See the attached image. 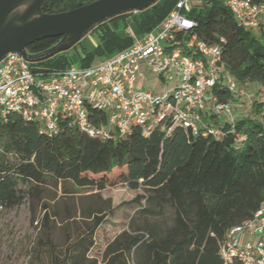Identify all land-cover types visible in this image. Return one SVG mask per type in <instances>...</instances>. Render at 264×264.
<instances>
[{"label": "trees", "instance_id": "1", "mask_svg": "<svg viewBox=\"0 0 264 264\" xmlns=\"http://www.w3.org/2000/svg\"><path fill=\"white\" fill-rule=\"evenodd\" d=\"M92 1L47 0L43 9L56 13ZM176 1L158 0L145 10L108 19L92 29L100 40L94 49L62 51L36 64L56 69L88 66L129 47L132 33L153 30ZM189 15L196 22L192 35L220 46L233 77L264 83V32L257 36L239 25L223 0H205ZM60 39L38 40L28 50H45ZM217 93L221 101H230V91ZM254 108L256 116L238 117L234 128L210 114L198 131L167 119L148 135L133 125L128 136L109 140L66 121L49 134L19 113L0 116V207H15L27 198L41 203L42 221L49 226L52 218L69 221L75 216L73 205H67V216L61 218L56 203L45 197L49 188L65 197L78 189L98 190L101 204L83 209L91 223L66 251L52 249V264H225L221 249L230 231L264 206V101L254 102ZM93 113L103 116L98 110ZM213 127L221 133H212ZM116 184L143 191L130 202L138 205L131 225L137 218L143 222L134 233L123 231L115 237L99 260L90 257L95 233L114 210L100 191Z\"/></svg>", "mask_w": 264, "mask_h": 264}, {"label": "built area", "instance_id": "2", "mask_svg": "<svg viewBox=\"0 0 264 264\" xmlns=\"http://www.w3.org/2000/svg\"><path fill=\"white\" fill-rule=\"evenodd\" d=\"M204 1L177 0L153 30L132 33L129 47L88 66L56 69L10 53L0 62V116L19 113L49 134L66 121L102 140L126 137L133 125L148 135L167 119L198 131L210 114L234 128L230 102L217 92L234 91L235 78L226 70L220 46L190 32L196 22L189 14ZM223 1L244 28L264 25V0ZM144 68L169 82L164 93L144 88ZM211 132L221 133L217 127ZM244 231L258 238L243 241ZM221 254L225 264H264V206L230 231Z\"/></svg>", "mask_w": 264, "mask_h": 264}, {"label": "rangeland", "instance_id": "3", "mask_svg": "<svg viewBox=\"0 0 264 264\" xmlns=\"http://www.w3.org/2000/svg\"><path fill=\"white\" fill-rule=\"evenodd\" d=\"M253 32L261 36L264 25L254 28ZM99 41L97 33L91 30L69 50L77 53L92 50ZM144 73L145 89L159 93L166 91L169 84L167 80L145 68ZM139 81L140 79L136 83V89H139ZM235 81L237 87L231 92L229 101L232 115L242 118L256 116L254 102L264 101V83L240 82L236 78ZM76 191L73 195L65 197L60 191L56 192L54 188H49L45 197L51 204L56 203L55 208H59L61 218L67 216L65 208L67 205H73L75 215L69 221L52 218L49 226H45L42 221L44 210L41 203L36 204L27 198L21 205L11 208L0 207V264H52V249L59 253L64 252L77 241L86 230L87 223H91V219L84 216L83 209L101 202L96 196L97 189L85 188ZM142 192L130 189L124 184L108 186L100 191L104 199L112 201L114 210L97 229L90 257L102 260L105 248L115 237L123 231L134 233V228L142 224L143 221L137 218L134 227L131 225V218L136 215L138 205L130 203ZM55 194L56 200L52 199Z\"/></svg>", "mask_w": 264, "mask_h": 264}, {"label": "water", "instance_id": "4", "mask_svg": "<svg viewBox=\"0 0 264 264\" xmlns=\"http://www.w3.org/2000/svg\"><path fill=\"white\" fill-rule=\"evenodd\" d=\"M47 0H0V62L10 53L42 62L71 49L97 25L130 11H142L158 0H94L80 7L47 13ZM61 37L55 45L30 52L34 42Z\"/></svg>", "mask_w": 264, "mask_h": 264}, {"label": "crops", "instance_id": "5", "mask_svg": "<svg viewBox=\"0 0 264 264\" xmlns=\"http://www.w3.org/2000/svg\"><path fill=\"white\" fill-rule=\"evenodd\" d=\"M206 119H207V121L209 120V118L210 117H205ZM237 118H238V116H237ZM246 231H244L243 233H242V235H241V238H242V240L243 241H245V240H252V241H255L257 238H258V234H252V233H250V232H246Z\"/></svg>", "mask_w": 264, "mask_h": 264}]
</instances>
